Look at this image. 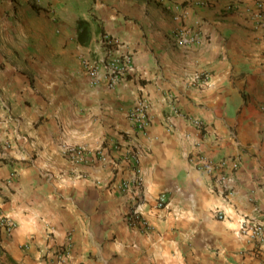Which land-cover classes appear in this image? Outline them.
Wrapping results in <instances>:
<instances>
[{"label": "crops", "instance_id": "0c3cea01", "mask_svg": "<svg viewBox=\"0 0 264 264\" xmlns=\"http://www.w3.org/2000/svg\"><path fill=\"white\" fill-rule=\"evenodd\" d=\"M28 2L0 0V144L11 143L0 159V207L17 224L12 234L0 229V264H264V241L256 248L238 234L244 217L264 223V0H144L132 24L84 17L93 26L88 44L77 17L72 58L55 38L44 64L32 55L24 70L3 13ZM182 27L200 32L201 43L177 44ZM100 30L134 56V74L116 89L93 86L84 56L77 59L80 45L104 46ZM202 71L209 86L193 82ZM142 99L150 102L146 130L129 118ZM135 149L147 229L127 221L121 189ZM199 151L226 160L225 186L196 167ZM161 193L170 203L158 208Z\"/></svg>", "mask_w": 264, "mask_h": 264}, {"label": "built area", "instance_id": "2783aa9c", "mask_svg": "<svg viewBox=\"0 0 264 264\" xmlns=\"http://www.w3.org/2000/svg\"><path fill=\"white\" fill-rule=\"evenodd\" d=\"M33 5L41 11H49L51 14L54 13L52 8L53 4L47 3L45 0H32ZM174 41L185 46L193 43H201L202 36L200 32H193V30L182 27L176 29L173 33ZM103 48L106 53L98 58L83 57L82 65L88 76L90 83L93 86H99L106 84L110 89H116L122 80L128 78L135 72L134 56L131 52H117V46L120 44L118 39H115L110 34L105 33L102 35ZM193 82H196L202 87L210 85L211 74L208 71L198 72L193 77ZM176 115H182L181 111L174 107ZM150 102L148 99H142L138 104L134 105L129 112V118L133 121L135 128L139 130H146L150 125ZM188 120L192 125L200 132L205 131V123L202 119L193 116H188ZM172 128V127H171ZM187 140H191V135H186ZM201 141H195L194 146L200 145ZM10 148V141H5L0 144V159L4 158V148ZM66 151L75 152L78 155L83 150H87L86 147H72L68 146L65 148ZM140 151L135 149L134 153L127 158L131 169L129 179L123 182L121 189L124 193L129 195L130 210L126 215L128 222L136 225H140L143 228H149V225L144 218V205L146 204L143 197L138 195V189L142 187L143 173L140 165ZM191 159H194L196 167L200 170L206 171L211 177H215L217 182L225 186L227 182V176L224 175L223 169L226 165L225 159L214 160V158L201 153L200 151L193 154ZM236 162V161H235ZM236 162L235 167H238ZM18 172L12 171L7 182H12ZM233 191L228 193L232 194ZM170 203L168 194L161 193L157 199V207L163 208L168 206ZM216 216L219 219L225 218V213L222 210L216 211ZM16 222L8 216L0 207V229L5 230L8 234H12L16 229ZM238 234L241 236H248L256 242L255 247L261 245L264 241V223L259 219L244 217L239 224ZM255 248V250H256Z\"/></svg>", "mask_w": 264, "mask_h": 264}, {"label": "rangeland", "instance_id": "374dc122", "mask_svg": "<svg viewBox=\"0 0 264 264\" xmlns=\"http://www.w3.org/2000/svg\"><path fill=\"white\" fill-rule=\"evenodd\" d=\"M47 3L53 4V12L38 10L29 0L28 3H24L19 8L7 9L4 16L9 17L15 24H10L7 28L8 33H13L12 39L15 42V46L21 50L23 48L24 57V70L26 69V63L31 56L37 60L39 65L44 64V60L39 59L45 54H48L46 46L47 43H54L55 38H61L63 48L65 50L64 56L72 58L70 55L71 50L74 51L76 40L75 33V21L77 17H90V15H103L112 17H121L122 21H130L136 19L140 15L142 10V4L144 0H45ZM21 5V4H20ZM142 13V12H141ZM3 26L0 24V35L3 31ZM16 30V32H15ZM5 32V31H4ZM49 37L53 38V41H49ZM80 55L89 56L92 58H98L106 53V50L100 44L98 39L91 46L80 45L78 47ZM22 54V51H20ZM15 53V54H14ZM11 54V58L14 61L18 60L17 51L14 50ZM5 57V56H4ZM6 58H1V68L7 66L5 64ZM22 63V59L21 62ZM36 62H34L35 64Z\"/></svg>", "mask_w": 264, "mask_h": 264}, {"label": "trees", "instance_id": "16d2710c", "mask_svg": "<svg viewBox=\"0 0 264 264\" xmlns=\"http://www.w3.org/2000/svg\"><path fill=\"white\" fill-rule=\"evenodd\" d=\"M78 39L82 44H88L93 35V26L90 20L84 17H80L77 21ZM102 35L105 31L100 30Z\"/></svg>", "mask_w": 264, "mask_h": 264}]
</instances>
